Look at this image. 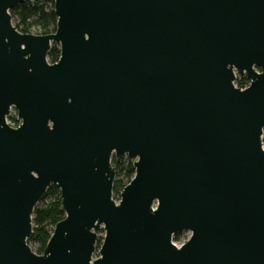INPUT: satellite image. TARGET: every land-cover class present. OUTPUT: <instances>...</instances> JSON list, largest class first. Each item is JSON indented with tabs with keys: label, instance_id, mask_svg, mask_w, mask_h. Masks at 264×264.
Wrapping results in <instances>:
<instances>
[{
	"label": "water",
	"instance_id": "water-1",
	"mask_svg": "<svg viewBox=\"0 0 264 264\" xmlns=\"http://www.w3.org/2000/svg\"><path fill=\"white\" fill-rule=\"evenodd\" d=\"M23 1L0 0V264H264V0H54L47 34L14 26Z\"/></svg>",
	"mask_w": 264,
	"mask_h": 264
},
{
	"label": "trees",
	"instance_id": "trees-1",
	"mask_svg": "<svg viewBox=\"0 0 264 264\" xmlns=\"http://www.w3.org/2000/svg\"><path fill=\"white\" fill-rule=\"evenodd\" d=\"M9 13L14 17V26L24 33H31L32 28H36L37 33L47 34L55 30L56 15L54 13V0H33L23 1L11 7ZM50 62L57 60L59 56V47H52L47 53ZM235 84L239 88L246 86V78L236 80ZM264 137V129H263ZM126 164L121 157L112 155L111 163L115 172L124 171L128 182L133 176L134 168L132 161L125 157ZM120 180H114L113 190L116 192L120 187ZM64 217V212L60 203V191L57 185L48 186L41 199L37 202L32 212V232L27 241H33L38 244L36 253L43 252L44 246L53 230L56 222ZM175 238V234L173 235Z\"/></svg>",
	"mask_w": 264,
	"mask_h": 264
},
{
	"label": "rangeland",
	"instance_id": "rangeland-1",
	"mask_svg": "<svg viewBox=\"0 0 264 264\" xmlns=\"http://www.w3.org/2000/svg\"><path fill=\"white\" fill-rule=\"evenodd\" d=\"M11 21H12V23L14 24L15 20H14V17H12V16H11ZM31 31H32V32H31L32 34H39V33H37L36 28H32ZM54 31H55V30L51 31L50 33L54 32ZM52 47H59V44L56 43V42H51V47H50V48H52ZM46 58H47V60L49 61L48 56H46ZM49 62H50V61H49ZM244 76H245V74H240L239 72L235 71L234 84H235V81L238 80V79L243 80V77H244ZM245 78H246V76H245ZM248 83H249V80L246 78V85H248ZM235 86H236V84H235ZM9 115H10V116H9ZM9 115H8V118H10V119H12V120H16V119H17L16 111H15V113H14V111L11 110L10 113H9ZM262 145H263V147H264V137H263V136H262ZM120 157L122 158L123 163L126 164V159H125V157H127V156H126V155H122V156H120ZM130 160H131L132 163H133V160H132V159H130ZM111 165L113 166L112 163H111ZM133 174H134V173H133ZM114 180H120V183H121V184H120V187H119V189H118V191L115 192V191L112 189V190H113V192H112V198H113V200H114L115 202H118V200H119V198H120V196H119L120 191H121L122 188L126 185V183L128 182V179L126 178V176H125V174H124V171H119V172L116 171V172L114 173V179H113V182H114ZM32 227H33V224H32ZM104 234H105V230H104V228H103V225L101 224L100 227H99V229L96 230V237H97V239H96V244H95V250H94L92 256H98V255H99L98 251H99L100 245H101V243H102V240H103ZM189 236H190V232L187 231V230H183V231H179V232L175 233V238H173V240H175V241H177V242H179V243H183L184 241H186V240L189 238ZM27 243H28V245H30L34 250H35V249L37 248V246H38V244L35 243V242H33V241H27Z\"/></svg>",
	"mask_w": 264,
	"mask_h": 264
},
{
	"label": "built area",
	"instance_id": "built-area-1",
	"mask_svg": "<svg viewBox=\"0 0 264 264\" xmlns=\"http://www.w3.org/2000/svg\"><path fill=\"white\" fill-rule=\"evenodd\" d=\"M235 85V84H234ZM247 86V85H246ZM245 86V87H246ZM244 88V87H243ZM11 110H13L14 111V113H15V109L14 108H12ZM10 116V115H9ZM6 122H7V124L8 125H10L11 127H17L19 124H20V120L19 119H16V120H12V119H10V118H8L7 117V119H6ZM264 148V147H263Z\"/></svg>",
	"mask_w": 264,
	"mask_h": 264
},
{
	"label": "flooded vegetation",
	"instance_id": "flooded-vegetation-1",
	"mask_svg": "<svg viewBox=\"0 0 264 264\" xmlns=\"http://www.w3.org/2000/svg\"><path fill=\"white\" fill-rule=\"evenodd\" d=\"M12 108H13V107L11 106V107H10V110H9V113H10V111H11ZM9 113L5 116V120L7 119Z\"/></svg>",
	"mask_w": 264,
	"mask_h": 264
}]
</instances>
